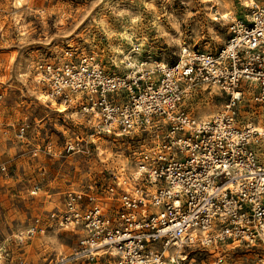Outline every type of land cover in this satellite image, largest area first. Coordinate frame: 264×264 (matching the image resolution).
I'll list each match as a JSON object with an SVG mask.
<instances>
[{
  "label": "built area",
  "instance_id": "1",
  "mask_svg": "<svg viewBox=\"0 0 264 264\" xmlns=\"http://www.w3.org/2000/svg\"><path fill=\"white\" fill-rule=\"evenodd\" d=\"M243 6L214 52L182 45L172 63L143 62L127 72L73 47L32 63L40 91L78 112L89 140L119 132L139 145L129 171L110 170L96 190H67L54 211L4 236L0 264L100 256L114 264H207L196 254L233 244L264 264V0ZM213 88L226 100L215 114L199 116L192 101ZM15 137L27 138L25 123ZM76 147L65 141V151ZM43 152L54 154L51 137ZM41 191L36 182L30 196ZM49 233L72 234L75 246L48 251L40 262L28 259L26 245Z\"/></svg>",
  "mask_w": 264,
  "mask_h": 264
},
{
  "label": "rangeland",
  "instance_id": "2",
  "mask_svg": "<svg viewBox=\"0 0 264 264\" xmlns=\"http://www.w3.org/2000/svg\"><path fill=\"white\" fill-rule=\"evenodd\" d=\"M17 1L0 0V125L7 130L0 136V241L33 216L54 211L67 190H96L110 170L129 171L139 145L135 136L120 133L89 140L90 131L79 113L63 103L43 99L45 93L29 72L35 60L73 47L75 53L95 54L110 70L114 61L116 70L125 72L130 69L123 58L136 48L140 54L131 59L136 67L143 62L146 66L172 63L182 45L211 52L219 49L227 38L229 21L242 16L244 9L243 0ZM228 9L234 13L227 19L219 18V12ZM225 100L217 89H207L200 91L192 106L199 116H210ZM21 123L27 125V138L22 141L15 137ZM48 137L54 143L53 155L43 152ZM65 141L66 146L69 141L76 143L75 151H65ZM37 147V156H32L31 150ZM2 166L5 171H1ZM36 182L42 191L30 196ZM75 242L72 234L49 233L31 241L24 252L28 259L40 262L48 251H67ZM217 249L218 253L209 249L196 254V259L203 258L207 264H253L236 244L218 245ZM12 250L14 255L19 253V247L12 246ZM71 264L114 261L100 256Z\"/></svg>",
  "mask_w": 264,
  "mask_h": 264
},
{
  "label": "bare ground",
  "instance_id": "3",
  "mask_svg": "<svg viewBox=\"0 0 264 264\" xmlns=\"http://www.w3.org/2000/svg\"><path fill=\"white\" fill-rule=\"evenodd\" d=\"M18 2V4H20V0H18L17 1ZM219 12V11H218ZM234 12L232 11V10H230V9H228V10H226V11H223V12H219V18H221V19H227V18H229L232 14H233ZM140 54V51H138V49H136V48H134V49H132V55L130 54V56H129V54L128 55H126V57L125 58H123V60L125 59V60H128V68L129 69H134L135 67H136V64L134 63V62H132L131 61V59L133 58V59H135L134 57H136V56H138ZM132 59V60H133ZM142 64H144V63H142ZM128 69V70H129ZM127 72V71H126ZM43 99L45 100V101H51V102H53L54 101V99H47V96L45 95V96H43ZM60 103H62V102H60ZM64 104V103H63ZM64 105H66V104H64ZM68 106L66 105V108H67ZM212 108H215V107H212ZM76 113H78V112H76ZM205 113V112H204ZM203 113V114H204ZM118 134H119V132H117ZM121 134V133H120Z\"/></svg>",
  "mask_w": 264,
  "mask_h": 264
}]
</instances>
